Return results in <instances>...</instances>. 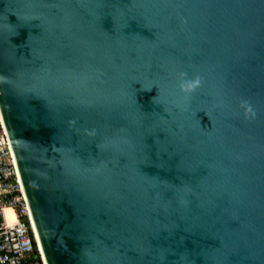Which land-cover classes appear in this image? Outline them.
<instances>
[{"label":"water","instance_id":"1","mask_svg":"<svg viewBox=\"0 0 264 264\" xmlns=\"http://www.w3.org/2000/svg\"><path fill=\"white\" fill-rule=\"evenodd\" d=\"M0 117L46 264H264V0H0Z\"/></svg>","mask_w":264,"mask_h":264},{"label":"built area","instance_id":"2","mask_svg":"<svg viewBox=\"0 0 264 264\" xmlns=\"http://www.w3.org/2000/svg\"><path fill=\"white\" fill-rule=\"evenodd\" d=\"M11 213L8 223L6 211ZM0 264H45L0 117Z\"/></svg>","mask_w":264,"mask_h":264},{"label":"rangeland","instance_id":"3","mask_svg":"<svg viewBox=\"0 0 264 264\" xmlns=\"http://www.w3.org/2000/svg\"><path fill=\"white\" fill-rule=\"evenodd\" d=\"M5 215H6V219H7L8 223H11L12 222V218H11L10 211L7 210L6 213H5Z\"/></svg>","mask_w":264,"mask_h":264},{"label":"bare ground","instance_id":"4","mask_svg":"<svg viewBox=\"0 0 264 264\" xmlns=\"http://www.w3.org/2000/svg\"><path fill=\"white\" fill-rule=\"evenodd\" d=\"M18 172V171H17ZM18 178H19V174H18ZM19 182H20V184H21V181H20V178H19ZM21 189H22V192H23V188H22V184H21ZM31 218V217H30ZM36 233V232H35ZM36 239H37V241H38V238H37V234H36ZM40 246V245H39ZM45 263V262H44ZM46 264V263H45Z\"/></svg>","mask_w":264,"mask_h":264}]
</instances>
